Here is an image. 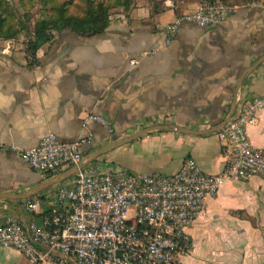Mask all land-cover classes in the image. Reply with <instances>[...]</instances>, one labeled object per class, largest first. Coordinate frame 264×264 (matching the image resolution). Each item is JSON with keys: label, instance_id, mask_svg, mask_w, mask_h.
I'll list each match as a JSON object with an SVG mask.
<instances>
[{"label": "crops", "instance_id": "crops-1", "mask_svg": "<svg viewBox=\"0 0 264 264\" xmlns=\"http://www.w3.org/2000/svg\"><path fill=\"white\" fill-rule=\"evenodd\" d=\"M197 4L129 0L108 10L100 33L51 30L34 59L20 40L0 39V224L38 221L52 191L69 182L71 166L39 176L11 149L35 146L49 132L62 141L84 138V160L145 128L167 126L117 144L86 165L170 174L191 158L204 173L222 170L225 151L217 132L233 105L235 113L240 100L264 97V0L233 4L223 20L204 27L182 18ZM175 20L164 44L166 25ZM88 114L102 117L109 129L83 123ZM245 132L253 146L264 148V107ZM30 196L41 199L38 212L23 208ZM187 233L190 247L175 264H264V179L222 184ZM0 264L28 262L0 246Z\"/></svg>", "mask_w": 264, "mask_h": 264}, {"label": "built area", "instance_id": "built-area-1", "mask_svg": "<svg viewBox=\"0 0 264 264\" xmlns=\"http://www.w3.org/2000/svg\"><path fill=\"white\" fill-rule=\"evenodd\" d=\"M253 5V2H250ZM234 8L220 0H198L193 12L182 16L197 26L223 20ZM178 20L166 25L167 44ZM130 60V66L135 64ZM264 97L240 100L236 112L217 132L225 163L215 174L204 173L191 158L170 174L133 173L126 169L77 168L67 184L52 191L38 221L7 219L0 224V246L22 254L28 264H175L190 247L187 228L202 212L207 198L231 180L264 179V148L253 146L245 128L256 122ZM107 129L100 116L84 119ZM84 138L62 141L49 132L35 146L11 149L39 176H51L77 166ZM41 199L23 201L38 212Z\"/></svg>", "mask_w": 264, "mask_h": 264}, {"label": "trees", "instance_id": "trees-1", "mask_svg": "<svg viewBox=\"0 0 264 264\" xmlns=\"http://www.w3.org/2000/svg\"><path fill=\"white\" fill-rule=\"evenodd\" d=\"M76 11L69 10L66 0H38L40 11L49 9L36 18L31 27V36L24 44L28 59L35 58L37 48L50 39L51 30L69 28L81 35L100 33L108 23V10L112 7H126L129 0H79ZM228 5L246 3V0H220ZM0 0V39H13L23 29L16 21L12 22L7 6ZM76 6V5H74ZM23 16V14H22Z\"/></svg>", "mask_w": 264, "mask_h": 264}, {"label": "rangeland", "instance_id": "rangeland-1", "mask_svg": "<svg viewBox=\"0 0 264 264\" xmlns=\"http://www.w3.org/2000/svg\"><path fill=\"white\" fill-rule=\"evenodd\" d=\"M70 2L69 10L76 11V8L79 7V0H66ZM246 3L257 2L262 0H246ZM5 7L7 6L8 12L12 15L11 21H16L19 26L23 29L17 34L13 39L20 40L22 42V48L24 49V44L26 40L31 36V27L33 21L39 17L42 13L48 12L49 9H44L40 11V5L38 0H3ZM76 5V6H74ZM23 14V16H22ZM121 162L124 163V156H121ZM115 167V166H114Z\"/></svg>", "mask_w": 264, "mask_h": 264}, {"label": "water", "instance_id": "water-1", "mask_svg": "<svg viewBox=\"0 0 264 264\" xmlns=\"http://www.w3.org/2000/svg\"><path fill=\"white\" fill-rule=\"evenodd\" d=\"M264 56H262V58H263ZM261 58V59H262ZM234 108H235V105H233L232 106V108H231V112L227 115V117H226V119H225V122L229 119V117L231 116V114L233 113V111H234ZM169 127H167V126H151V127H149V128H145V129H143V130H141V131H139V132H137L136 134H134V135H132V136H130L129 138H127V139H125V140H122V141H120V142H113V143H110V144H108V145H106V146H104V147H102V148H100L97 152H95L94 154H92V156H89L88 158H85L84 160H81V162L77 165V166H73L72 167V173H74V171L77 169V168H81V167H83V166H85L86 164H88L91 160H93L96 156H98L99 154H101L102 152H105L106 150H108V149H110V148H112L113 146H115V145H117V144H123V143H125V142H127V141H130V140H132L133 138H135V137H137V136H139V135H141V134H143V133H145V132H147V131H150V130H154V129H168ZM171 129H174V128H172L171 127ZM70 175V174H69ZM69 175H64V176H61V177H59V178H57L56 180H53V181H51V182H60L61 180H63L65 177H67V176H69ZM50 182V183H51Z\"/></svg>", "mask_w": 264, "mask_h": 264}]
</instances>
